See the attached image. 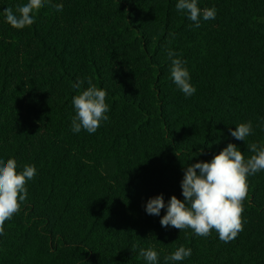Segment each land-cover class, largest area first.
<instances>
[{
    "label": "trees",
    "instance_id": "16d2710c",
    "mask_svg": "<svg viewBox=\"0 0 264 264\" xmlns=\"http://www.w3.org/2000/svg\"><path fill=\"white\" fill-rule=\"evenodd\" d=\"M26 2L0 0V160L36 175L4 224L0 264H147L149 248L156 264H264V170L247 176L243 230L230 242L160 224L170 197L183 201L187 166L228 143L245 160L249 144L264 147V0H197L216 9L198 28L178 0H50L15 29L3 10ZM169 50L190 97L172 81ZM89 78L107 93L109 119L73 133L72 98ZM249 121L244 142L231 136ZM161 194L165 208L147 214ZM180 246L191 256L166 261Z\"/></svg>",
    "mask_w": 264,
    "mask_h": 264
},
{
    "label": "clouds",
    "instance_id": "9594fccd",
    "mask_svg": "<svg viewBox=\"0 0 264 264\" xmlns=\"http://www.w3.org/2000/svg\"><path fill=\"white\" fill-rule=\"evenodd\" d=\"M46 2L50 3V0H27L15 9L6 7L3 10L6 22L15 29L30 26L34 23V13ZM52 6L57 11L63 9L62 4ZM175 7L178 11H186L197 28L200 27L201 15L204 21L215 19L216 16L214 7L205 8L201 12L197 0H178ZM174 56L175 53L169 50L172 81L186 97H190L196 88L189 82L190 75L184 62ZM82 83L77 81L72 87L79 90ZM87 83L88 87L72 98L76 113L71 122L73 133H79L81 129L90 134L95 133L100 122L109 119L106 115L109 111L105 103L106 91L97 88L90 78ZM229 131L232 137L244 142L253 131L252 123H241L235 130ZM248 148L254 154L247 160L236 145L228 143L210 162H196L187 166L181 181L183 201L174 195L170 197L166 214L160 219L161 226H171L178 230L191 229L199 237H207L215 230L224 243L236 238L243 230V201L248 194L247 176L264 170V147L251 143ZM35 175V166L25 165L23 171L18 172L15 159L9 158L6 162L0 160V234L4 233L5 222L20 210L21 202L26 200L25 185ZM162 208H165L162 194L150 198L145 205L149 215L159 216ZM139 255L147 264L157 262L158 254L151 248L140 249ZM190 256L191 249L180 246L165 260L181 261Z\"/></svg>",
    "mask_w": 264,
    "mask_h": 264
}]
</instances>
